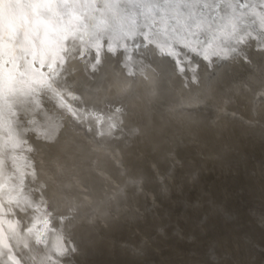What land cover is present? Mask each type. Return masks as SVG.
I'll return each mask as SVG.
<instances>
[{
  "label": "bare ground",
  "instance_id": "obj_1",
  "mask_svg": "<svg viewBox=\"0 0 264 264\" xmlns=\"http://www.w3.org/2000/svg\"><path fill=\"white\" fill-rule=\"evenodd\" d=\"M161 1L19 0L22 7L14 9L11 17L14 26L6 24L0 31V264H98V258L91 257L99 255L104 249L101 233L106 228L110 245L113 240L119 241L118 238L124 239L129 245L131 211L136 199L134 181L137 177L134 175L138 169V172L141 171L138 168L134 172L133 168L136 166L133 164L138 159L145 162L142 164L144 171L140 176L136 175L147 177V147L158 148L159 151L167 140L166 133H174L168 141L173 149H167L169 152L155 161L158 167L163 164H170L176 170L182 167L184 173L180 172L183 174L188 170L196 171L195 168L187 169L194 160L193 155H196L195 144L199 148L198 152H203L208 158L210 156L214 165L217 162V166H223L225 170L227 166L224 167L221 163L228 164V169L231 170L229 164L233 161V156L237 157L235 154L246 157L247 167L251 164L252 172L245 171L244 177H240L241 180L244 179L242 183L244 182L245 188L239 185L240 180L229 175V183L239 181L237 185L241 187V193L245 189H252V181L263 184L264 168L262 165L252 164L253 160L249 155L250 151H257L258 145L264 143L262 137V140L254 137L261 131L264 135L263 130H258L261 126H255L258 122L255 124V120L248 117L240 120L225 115L222 118L213 113L219 111V99L230 91L235 96H238L237 93L241 96L246 94H241L245 92V88L241 90L239 83H247L248 86L252 83L258 90L264 91V52L259 50L262 48L259 46L264 45V0H245L244 5L235 0H169L180 3L177 4V9L174 7L173 35H165L164 40L160 36L151 37L149 40L152 45H149V41L146 42L147 10L157 8ZM27 3L47 4L51 10L44 15H37L41 9L23 7ZM257 3L261 5L257 6ZM216 5H219L220 13L216 12L219 17L211 21L212 13L208 11ZM2 8L0 5V11ZM140 14L144 16L142 19ZM24 15L27 23L21 19ZM198 36L203 37L202 41L197 40ZM136 42L137 45L146 43V47L136 49ZM249 46L259 48L256 50L257 47H254L255 55L251 48L254 56L251 54L248 57L249 66L245 64L243 68L228 75V71H225V66L230 63L228 61ZM109 47L114 48V51H109ZM233 49L236 53L228 52ZM257 51L261 55H256ZM220 55L223 63L217 65L218 62L216 64L214 59H218ZM235 57L234 61L237 59ZM50 64L52 67H49ZM233 64L236 65L235 62ZM256 65L260 67L259 71L251 69H259ZM223 68L229 80L216 88L218 82L221 83V78L215 81V77H218ZM241 96H238L240 101L244 97ZM191 99L197 101L192 102ZM242 101H238V105L243 104ZM110 105L119 106L120 109L115 110ZM201 106L205 108L203 114H200ZM186 110H191V114ZM244 111L246 112L245 109ZM252 123L255 125L250 127ZM260 124L264 126L262 121ZM189 138L192 140L189 141ZM218 140L222 141V145L227 144L226 152L212 149L213 142H219ZM215 144L220 146L219 143ZM155 151L152 150L153 154ZM261 153L262 151L258 152L260 156ZM205 159L204 162L207 161ZM196 160L195 163L199 162L197 157ZM194 162L193 166L198 167L199 163ZM150 168L152 166L148 167L149 170ZM153 170L152 168L149 172ZM102 185L108 192L109 205L105 208L111 214L108 213L110 216L104 222L106 227L101 224L98 212L92 211V217L87 214L90 215V220H86L82 217L81 208L85 197L81 194L84 190L90 191ZM156 185L150 191L160 193V187ZM229 187L239 192L236 186ZM142 189L147 193V180ZM87 195L88 198L95 197L86 193ZM64 196L71 198L67 203L68 199H63L67 204L66 208L61 206V200L58 201V198ZM254 202L252 204L255 205ZM29 206L38 207L35 216H25ZM260 211L262 210L259 213ZM46 214L52 215V221L38 225ZM261 221L259 223H263ZM100 224L105 228L101 229ZM218 227L223 228V225ZM261 228L258 229L262 230ZM40 238H43V242L38 243ZM240 238L243 239L242 236ZM220 244L222 245L221 241ZM263 244L264 242L261 247ZM234 245L236 246L235 243ZM189 246L190 244L187 247ZM249 248L247 251H250ZM256 252L263 254L262 250V253ZM119 259L123 261L122 257ZM263 259L258 264H262Z\"/></svg>",
  "mask_w": 264,
  "mask_h": 264
},
{
  "label": "rangeland",
  "instance_id": "obj_2",
  "mask_svg": "<svg viewBox=\"0 0 264 264\" xmlns=\"http://www.w3.org/2000/svg\"><path fill=\"white\" fill-rule=\"evenodd\" d=\"M164 1V2H163ZM166 2V3H165ZM165 3V4H164ZM170 3V4H169ZM161 4V6H159ZM164 4V5H163ZM168 4V5H167ZM180 4L178 1H169V0H162L161 3H158V7L159 9H161L163 11L164 9V13H159V10L158 7H153V9H148L147 10V25H148V31H147V43L149 41V45H152L150 40H151V37L154 38L155 36H160L161 40H164L165 37H170L172 34V31H173V28H174V21H175V15H174V10L177 9V6ZM169 6L168 8H162L163 7H167ZM246 5V4H245ZM173 6V7H172ZM176 6V9L174 8ZM247 6V5H246ZM155 8V9H154ZM173 10H171V9ZM169 9V10H168ZM246 9V8H244ZM157 10V11H155ZM152 11V12H151ZM166 11V12H165ZM172 11V14H169V12ZM158 12V13H156ZM220 13V11H218ZM159 14V15H158ZM168 14V15H167ZM173 15V17H172ZM140 17L141 19L144 17L142 16V14H140ZM162 17V18H161ZM214 17V16H213ZM212 17V14L210 16V19L211 21L213 19H218L219 17V14L217 16H215L214 18ZM145 20V19H143ZM162 22V24L160 23ZM157 23V24H156ZM171 23V24H169ZM174 23V24H173ZM156 24V25H155ZM167 25V26H166ZM173 25V26H172ZM157 26V27H155ZM171 28V29H170ZM166 29V30H165ZM161 30V31H160ZM168 32V33H167ZM163 33V34H162ZM170 34V35H169ZM150 35V36H149ZM152 35V36H151ZM166 35V36H165ZM150 39V40H149ZM159 39V40H160ZM144 45V46H143ZM148 45V46H149ZM156 45V44H155ZM140 47H146V43H138L137 45V42L135 44V48L139 49ZM254 47H257V46H253L250 48V46L243 51H241L239 53L237 57V59H235L236 61H234V57L231 58L230 60H232V62L229 60L228 63L225 67L226 70L225 71H228L227 74H231L234 70H237V69H241V67L243 68V66H249L247 65V63H249V60H248V57H251V54L253 52V54L255 55L256 51H255V48ZM259 47H262V48H256L261 50V53L264 52V45L262 46H259ZM152 48V47H151ZM263 49V50H262ZM258 50V51H259ZM236 50H232V51H228V52H231V53H236L235 52ZM244 51H247L244 52ZM257 51V54L256 55H261V53H259ZM245 53H246V56H245ZM250 53V54H249ZM242 54L243 57L241 56ZM252 54V55H253ZM264 53H262L263 55ZM253 55V56H254ZM243 60H240V58ZM264 56V55H263ZM235 57V58H236ZM240 60V61H239ZM248 60V61H247ZM215 63L218 64L217 65H221V63H223V58L221 57V55L219 56L218 59H214ZM238 61V62H237ZM246 61V62H245ZM233 62L236 63L233 64ZM242 64V66L240 64ZM239 64V65H238ZM231 65V66H230ZM230 66V67H229ZM237 66V67H236ZM240 66V67H239ZM252 66H255V65H252ZM257 66V65H256ZM232 67V68H231ZM258 67V66H257ZM259 69L257 68H252L251 69H256V70H260V67H258ZM224 71V68L222 69V71L220 72V74H218V77L216 78L215 77V81H217L219 78H221L219 81L221 83L218 82V85L216 86V88H219L221 87V85H223L225 83V81L227 82L229 80V76L227 75L226 77V73ZM223 72V74H222ZM231 72V73H230ZM225 73V74H224ZM220 75V76H219ZM222 75V76H221ZM225 76V78H224ZM226 78H228L226 80ZM240 84V89L243 90L242 88H245L243 93L241 94H245V95H242L244 96L242 99H244L242 101L243 104H239L238 103L240 101V96L239 95L240 93H237L236 95L239 96H235L233 92L230 91V93H228L227 95H224V98L222 97L221 99H219V105L217 107H220L219 108V111L216 112L218 114H216L215 112L213 113V115L215 116H219V117H222V118H225L226 116H229V117H234V118H237V119H245V117H248L249 119L251 120H255V124L256 122H258L256 125L254 123L250 124L249 126L250 127H253V124L255 126H258V127H264L262 126L263 124H260V122L262 121L264 123V91L261 92L262 90H258L257 87L253 86L252 83H249V86L248 84L246 83L245 85L241 83ZM230 85V84H229ZM251 85V86H250ZM244 86V87H242ZM239 88L237 86H228V88ZM251 87V88H250ZM254 87L256 88L254 90ZM226 88V89H228ZM252 89V91H251ZM208 90V89H207ZM247 91L249 93H247ZM233 95H232V94ZM251 94V95H249ZM253 94V95H252ZM229 95L231 97H229ZM249 95V97L247 96ZM261 95V96H260ZM235 98H233V97ZM241 96V97H242ZM254 96V98H253ZM249 98V100L247 99ZM224 99V100H223ZM228 99V100H227ZM230 99H231V102H230ZM245 99H247V101H245ZM222 100V101H221ZM192 102H196L197 100H193L191 99ZM227 101V102H226ZM229 101V102H228ZM237 101V103H236ZM239 101V102H238ZM222 102V103H221ZM245 102V103H244ZM252 102V103H251ZM259 102V104H258ZM187 103V101H186ZM228 103V104H227ZM224 104V105H223ZM227 104V105H226ZM231 104V105H230ZM261 104V105H260ZM249 105V106H248ZM240 106V107H239ZM254 106V107H253ZM262 106V107H261ZM115 107V108H114ZM112 107L113 109H117L119 110L120 107L119 106H114ZM242 107V108H241ZM197 108L200 109V106H198ZM230 110H228V109ZM251 108V109H250ZM196 109V108H195ZM221 109V110H220ZM223 109V111H222ZM228 111H226V110ZM244 109L246 110V112L244 111ZM192 110V109H191ZM189 111V110H186V112L189 111V113L191 114L192 111ZM202 110V109H201ZM232 110V111H231ZM237 110H241V112L237 111ZM253 110H254V113L257 112V114L255 115L253 113ZM258 110V111H256ZM260 110V111H259ZM229 111H231L229 113ZM202 112V113H201ZM233 112V113H232ZM236 112H237V116H236ZM245 112V113H244ZM204 112L203 111H200V114H203ZM232 113V114H231ZM240 113V115H239ZM249 115H248V114ZM220 114V115H219ZM253 114V115H252ZM226 115V116H225ZM239 115V116H238ZM247 115V116H246ZM259 115V116H258ZM258 116V117H256ZM218 117V118H219ZM242 117V118H241ZM244 117V118H243ZM256 117V118H255ZM258 118V119H257ZM261 118V119H260ZM257 119V120H256ZM260 120V121H258ZM249 124V123H247ZM260 124V125H259ZM260 127V129L258 128V130H263ZM259 131V132H260ZM262 133V131H261ZM256 134L254 136L255 139L259 140V138L264 140V135L262 134ZM174 133L170 134V133H166V141L165 143L163 144L164 146H161L160 148H162L160 150L159 148V151L157 149H152V148H148L147 149L149 150L147 153L148 157H147V177L146 175H144L143 177H139L140 173L142 171H144L143 169V165L145 162H143L141 160L138 159V160H135L134 163L136 164H133L134 167L133 169L134 172L138 169V168H141V171L138 172V169L136 174L139 175L137 176L135 173L134 176V179L136 181H134V185H135V202L133 204V207H132V211H131V231H130V242L129 245L125 243L124 239H120L118 238L117 240L119 241H116V240H113L110 245V241H108V235H107V228L105 229V232H102L101 233V237H102V244L103 245V248L100 252V254L98 255H92L91 258H98L97 260L99 261L98 264H244L243 262H245V264H258L260 262V259L262 260L264 257H263V254H264V244H263V247H261L262 243L264 241V233L262 234L261 231H264V213H261V212H264V207L262 205H264V198H262V196L264 195V180H263V184L262 182H260L261 184L259 185V181H252L250 187L251 190H246L245 191H242V193L240 192V186H244L245 188V184L244 182L242 183L243 180H241L244 175H245V171H250L252 172V168H251V164H250V167H247V160L245 159L246 157L242 154H235L237 157L235 158V156L232 157L233 161L231 162L230 161V164H229V167L231 168V170L228 169V164L226 163H221L223 165H225L224 167L227 166L226 170L223 169V166H220L221 164L219 163V166L218 167V163L216 162L215 165H214V161L210 158L205 155H203V152H198L197 149L198 146H196L194 144V147H195V152L194 154L196 155H193L192 157V160L193 162L196 160V157L199 159L197 163H199L196 167V166H193V162H192V166L189 165V167L187 169H190V170H196V171H190L188 170L187 172V169L184 173L182 169V167H180V170L183 172H180V170H176L174 169V167L170 164H163L161 165L160 167H158V163L156 164L155 161L158 160V158H160L161 156H164V154H166L167 152H169L168 150H171L173 148H171V144H169V139L171 140V136L173 135ZM264 134V133H263ZM261 135V136H260ZM165 136V135H164ZM174 137V136H173ZM257 137V138H256ZM259 137V138H258ZM261 139V140H262ZM192 139L189 138V141H191ZM219 142H213L212 144V149L216 150L217 151H222V152H226V143L222 145V141L221 140H218ZM221 142V144H220ZM263 142V141H262ZM171 143V142H170ZM215 143H219L220 146L216 145ZM169 145V146H168ZM223 146V147H222ZM260 146V147H259ZM167 147V148H165ZM220 147V148H219ZM264 143L262 144H259L258 145V148H259V151H262V155L260 156L258 154V148H257V151L253 150V151H250L249 152V155L251 156L252 160V164L255 163L254 165H262V167L264 168ZM219 148V150H218ZM168 149V150H167ZM225 151H223V150ZM151 150V152H150ZM152 150H156L153 154ZM163 150H165L164 152H162ZM161 151V152H160ZM254 152V153H253ZM158 153V154H157ZM161 155H160V154ZM202 154V155H201ZM254 154V155H253ZM153 155V156H152ZM157 155V156H156ZM159 156V157H158ZM206 156V159L205 157ZM155 157V158H154ZM203 159H202V158ZM244 157V158H243ZM151 158V159H150ZM228 158H231V156H228ZM228 158L227 159V162H228ZM243 158V159H242ZM190 159V158H189ZM204 159L207 160L206 162H204ZM211 159V161L209 160ZM231 159V160H232ZM240 159V160H239ZM152 160V162L150 161ZM237 160V161H236ZM139 161V163H138ZM150 161V162H149ZM153 161H154V164H153ZM191 161V160H190ZM189 161V162H190ZM197 161V160H196ZM195 161V162H196ZM208 161L209 164H208ZM242 161V163H241ZM259 161V162H258ZM143 162V163H142ZM194 164H197L195 163ZM263 162V163H262ZM152 163V165H151ZM191 163V162H190ZM236 163V164H235ZM261 163V164H260ZM139 167H138V165ZM213 164V165H212ZM242 164V165H241ZM154 165V166H153ZM241 167H240V166ZM154 169L153 172L151 171V173L149 172L150 170H152V168H150V170L148 169V167H151ZM191 166V168H190ZM212 166V167H211ZM216 166V167H215ZM233 166V167H231ZM156 168V169H155ZM215 168V169H214ZM233 168V169H232ZM242 168V169H241ZM183 169H185L183 167ZM248 169V170H247ZM251 169V170H250ZM237 170V172H236ZM244 170V171H243ZM257 171V169H255ZM219 171V172H218ZM229 171V173L227 172ZM205 172V173H204ZM236 172V173H235ZM244 174H243V173ZM233 173V174H232ZM239 173V174H238ZM258 173V171H257ZM236 174V176H234ZM229 175H231V177L233 176L235 179L237 178V180H240V183L239 185H237V183L239 181H236L234 183H229ZM239 175V176H237ZM142 176V175H141ZM228 176V177H227ZM242 176V177H241ZM139 177V178H138ZM214 177V178H213ZM241 177V179H240ZM147 178V179H146ZM149 178V179H148ZM222 178V180H221ZM147 180V193L144 192V190L142 189V185L144 186V183L146 182ZM262 181V180H261ZM158 182V183H157ZM188 182V183H187ZM257 182V184H256ZM156 185V187H160V193H154V191H150L153 187V189H155L154 185ZM159 184V186H158ZM231 184V185H230ZM241 184H244V185H241ZM254 184V185H252ZM104 185L100 186V187H97L99 188L97 190L96 189H91L90 191L88 190H84V192L81 194V196H85L84 197V202H83V206L81 207L82 208V217L84 216V218L87 220H90V215L92 217L93 213L96 211L98 212V218L101 217V219H99L101 221V224H105V220H107L106 218H109V216L111 215L110 214V211H108V208H105L108 207L107 205H109V200H108V192H106V189L105 187L103 188ZM229 186H233L235 187L236 186V189H238L239 192H237V190L234 189H229L231 187ZM257 188H256V187ZM102 187V189H101ZM150 187V189L148 190V188ZM179 187V188H178ZM225 187H227L228 189H226ZM259 187V189H258ZM243 188V189H244ZM224 189V190H223ZM240 189V190H239ZM261 189V190H260ZM263 189V190H262ZM94 190L96 192H94ZM101 190V191H100ZM235 192H233V191ZM253 190V191H252ZM100 191V192H99ZM152 192V193H150ZM186 192V193H185ZM211 192V193H210ZM230 192V193H229ZM252 192V193H251ZM256 192V193H255ZM86 193L90 194V195H93L95 197H90L88 198V195L86 196ZM101 193H103L102 195V198H101ZM237 193L239 195H237ZM244 193V195H243ZM263 195H261V194ZM235 194V195H234ZM247 194V195H245ZM257 196H255V195ZM99 195V196H98ZM230 195V196H229ZM105 196H107V199L105 198ZM138 196V197H137ZM245 196H247V198H245ZM253 196V198H252ZM260 196V198H259ZM105 198V199H103ZM140 198V199H139ZM186 198V199H185ZM224 198V199H223ZM237 198V199H236ZM250 198V199H249ZM255 198V199H254ZM61 203V206L64 208H66L65 206L67 205L66 203L69 201V199L71 198H67V197H62V198H58ZM66 203H65V201ZM88 199V200H87ZM100 199V201L98 200ZM102 199V200H101ZM261 199V201H260ZM200 200V202H199ZM234 200V201H233ZM253 200V201H252ZM133 201V200H132ZM246 201V202H245ZM250 201H252V203L254 202V204L250 203ZM88 202V203H87ZM107 202V203H105ZM226 202V203H224ZM237 202V203H236ZM263 202V204L261 203ZM101 203H103V205H101ZM240 203V204H239ZM95 204V205H94ZM247 204V205H246ZM227 205V206H226ZM239 205V206H238ZM245 205V206H244ZM252 205V206H251ZM260 205V206H259ZM104 206V208L102 207ZM226 206V207H225ZM237 206V207H236ZM261 208H259V207ZM235 207L237 208L236 210ZM240 207V209H239ZM256 207V208H254ZM97 208V209H96ZM102 208V209H101ZM262 210L260 211L259 213V210ZM35 209V210H34ZM88 209V210H87ZM100 209V210H99ZM207 209V210H206ZM233 209V210H232ZM253 209V210H252ZM29 210V211H28ZM95 210V211H94ZM103 210V211H101ZM245 210V211H244ZM38 211V207L36 206H29L26 208V211H25V216L26 217H30L31 215H34L36 214V212ZM87 211V212H86ZM92 211H94L92 213ZM102 213H100V212ZM196 211V212H195ZM205 211V212H204ZM32 212V213H31ZM91 212V213H90ZM133 212V213H132ZM228 212V213H227ZM29 213V214H28ZM84 213V214H83ZM105 213V215L103 214ZM110 215H109V214ZM197 213V214H196ZM208 213V214H207ZM87 214H90V215H87ZM219 214V215H218ZM246 214V216H245ZM103 215V216H102ZM108 216V217H107ZM188 216V217H187ZM219 216V217H218ZM227 216V217H226ZM242 216V217H241ZM105 219H104V218ZM224 217V218H223ZM238 217V218H237ZM257 217V218H256ZM261 217V218H260ZM103 218V219H102ZM183 218V219H182ZM197 218V219H196ZM260 218V219H259ZM182 219V220H181ZM187 219V220H186ZM244 219V220H243ZM247 219V220H246ZM251 219V220H250ZM254 219V220H253ZM103 220V222H102ZM179 220V221H178ZM190 220L192 223H190ZM195 220V222H194ZM198 220V221H197ZM200 220V222H199ZM206 222H205V221ZM211 220V222H210ZM233 220V221H232ZM237 220V221H236ZM263 221V223H259V221ZM177 221V222H176ZM224 221V222H223ZM227 221V222H226ZM261 221V222H262ZM180 222V223H178ZM209 222V223H208ZM222 222V223H221ZM235 222V223H234ZM184 223V224H182ZM188 223V224H187ZM190 223V224H189ZM232 223V224H231ZM241 223V225H240ZM251 223V224H250ZM257 223V224H255ZM100 224V228L103 229L106 227V224H105V227L102 226ZM172 224V225H171ZM212 224V225H211ZM259 224V226H258ZM150 225V226H149ZM174 225V226H173ZM185 225V227H184ZM205 225V226H204ZM208 225V226H207ZM217 225V226H216ZM222 226L223 225V228L222 227H218V226ZM228 225V226H227ZM239 225V226H238ZM249 225V226H248ZM255 225V226H254ZM181 226V227H180ZM215 226V227H214ZM241 226L244 228H241ZM150 227V228H149ZM180 227V228H179ZM188 227V228H187ZM215 229H213V228ZM246 227V228H245ZM254 227V228H253ZM263 229H262V228ZM184 228V229H183ZM211 228V229H210ZM219 228V229H218ZM237 228V229H236ZM241 228V229H240ZM258 228H261L262 230H259ZM171 229V230H170ZM188 229V230H187ZM231 229V230H230ZM258 229V230H257ZM153 230V231H152ZM206 230V231H205ZM230 230V231H229ZM240 230V231H238ZM242 230V231H241ZM245 230V231H244ZM251 230V232H249ZM156 231V232H155ZM191 231V232H190ZM232 231V232H231ZM257 231V233H255ZM263 235H261L259 232ZM133 232V233H132ZM239 232V234H238ZM241 232V233H240ZM248 232V233H247ZM254 232V233H253ZM106 233V234H104ZM140 233V234H139ZM188 233V234H187ZM197 233V234H196ZM247 233V235H244V234ZM105 236H104V235ZM171 236H170V235ZM210 234V235H209ZM232 234V235H231ZM169 235V236H167ZM177 237H176V236ZM179 235V236H178ZM203 235V236H202ZM209 235V236H208ZM227 235V236H226ZM231 235V236H230ZM236 236V238L234 236ZM257 238L262 241V242H258L259 240H257ZM258 235H261V236H258ZM107 236V238H106ZM229 236V237H228ZM233 236V237H232ZM243 237V239H241L240 237ZM247 236V237H245ZM105 237V238H104ZM198 237V238H197ZM210 237V238H209ZM214 237V238H213ZM222 237V238H219ZM224 237V238H223ZM227 237V238H226ZM232 237V239H231ZM239 237V238H237ZM249 237V238H248ZM148 238V239H147ZM207 240H206V239ZM256 238V239H255ZM261 238V239H260ZM135 239V240H134ZM219 239V240H218ZM222 239V240H221ZM230 239V240H229ZM252 239H253V242H252ZM111 240V239H110ZM121 240V241H120ZM237 240V241H236ZM241 240V241H240ZM181 241V243H179ZM185 241V242H184ZM206 244V247L204 248L203 247V244L204 242ZM207 241V242H206ZM221 241L222 245L220 244L219 245V242ZM107 244H106V243ZM164 242V243H163ZM173 242V243H172ZM176 242V243H175ZM183 242V243H182ZM228 242V243H227ZM241 242V243H240ZM243 242V244H242ZM247 242V244L245 243ZM256 242V243H255ZM115 243V244H114ZM227 243V245H226ZM234 243L236 244V246L234 245ZM252 245H250V244ZM255 243V244H253ZM260 245H259V244ZM179 246H178V245ZM190 244L189 247H187L188 245ZM204 244V245H205ZM242 244V245H241ZM258 244V245H257ZM110 245V246H108ZM167 245V246H166ZM172 245V246H171ZM176 245V246H175ZM181 245V246H180ZM183 245V247H182ZM186 245V246H185ZM224 245V246H223ZM230 245V246H229ZM234 245V246H233ZM238 245V246H237ZM170 246V247H169ZM178 246V247H177ZM193 246V248H192ZM250 246V248H249ZM258 246V248H257ZM181 247V248H180ZM185 247V248H184ZM202 247V248H201ZM220 247V248H219ZM222 247V248H221ZM232 247V248H231ZM244 247V248H243ZM246 247V248H245ZM249 248L250 251H247V249ZM253 247V249H252ZM260 247V248H259ZM175 248V249H174ZM180 248V249H179ZM187 248V249H186ZM190 248V249H189ZM207 249L206 251L203 250ZM217 248V249H216ZM225 248V249H224ZM237 248V249H236ZM184 249V251L182 250ZM219 249V250H218ZM236 249V250H235ZM240 251H239V250ZM246 249V250H244ZM253 251H252V250ZM255 249V250H254ZM258 249V250H257ZM260 249V250H259ZM146 250V251H145ZM177 250V251H176ZM188 250V251H187ZM198 250H201L200 252ZM216 250V251H215ZM230 253H228V251ZM234 250V251H232ZM263 252V254H260L256 251H259V252ZM155 251V252H154ZM169 251V252H168ZM181 252V253H178ZM194 254H193V252ZM203 251V252H202ZM236 251V252H235ZM243 251V252H242ZM187 252V253H186ZM207 252V253H206ZM216 252V253H215ZM261 252V253H262ZM123 253V255H122ZM155 253V255H154ZM157 253L159 255H157ZM167 253V254H166ZM170 253V254H169ZM183 253V254H182ZM185 253V254H184ZM204 253V254H203ZM245 253V254H244ZM250 253V255H248ZM259 255H258V254ZM113 254V255H112ZM117 254V255H116ZM182 254V255H181ZM188 254V255H187ZM196 254V255H195ZM210 254V255H208ZM225 254V255H224ZM234 256H233V255ZM240 254V255H239ZM247 254V255H246ZM258 256H257V255ZM157 255V256H156ZM163 255V256H162ZM167 255V256H166ZM170 255V256H169ZM179 255V256H178ZM198 255V256H197ZM221 255V256H220ZM224 255V256H223ZM242 255V258L240 257ZM262 255V256H261ZM178 256V257H177ZM202 256V257H201ZM220 256V258H219ZM252 256V257H251ZM261 256V257H260ZM104 257V258H103ZM123 258L121 261L119 258ZM159 257V258H158ZM168 257V259H167ZM175 257V258H174ZM182 257V258H181ZM227 257V258H226ZM232 257V258H231ZM246 257V258H245ZM254 257V258H253ZM257 257H260V259H258ZM79 258V257H78ZM144 258V259H143ZM153 258V259H151ZM157 258V259H156ZM177 258V259H176ZM241 258V260H240ZM252 258L254 259V263H253V260ZM148 261H147V260ZM152 261H151V260ZM155 259V260H154ZM181 261H180V260ZM187 261H186V260ZM194 259V260H193ZM197 259V260H196ZM220 259V260H219ZM228 259V260H227ZM162 262H161V261ZM171 260V261H170ZM184 260V261H183ZM202 260V261H201ZM208 260V261H207ZM234 260V261H233ZM251 260V261H250ZM264 260V259H263ZM154 261V262H153ZM160 261V262H159ZM198 261V262H197ZM213 261V262H212ZM224 261V262H223ZM227 263H226V262ZM230 261V262H229ZM232 261V262H231ZM242 261V262H240ZM248 261V262H247ZM250 261V262H249ZM256 261V262H255ZM171 262V263H170ZM188 262V263H186ZM200 262V263H199ZM94 264V263H92ZM261 264V263H260ZM262 264H264V262L262 261Z\"/></svg>",
  "mask_w": 264,
  "mask_h": 264
},
{
  "label": "snow or ice",
  "instance_id": "obj_3",
  "mask_svg": "<svg viewBox=\"0 0 264 264\" xmlns=\"http://www.w3.org/2000/svg\"><path fill=\"white\" fill-rule=\"evenodd\" d=\"M0 5L3 6L2 11H0V31H2L6 24L7 26H14V21L11 19V17L13 16V10L21 8L22 5L20 4L19 0H0ZM23 7L32 9L39 7L41 9V12L37 13V15H44L51 10L47 4L27 3L23 5ZM21 19H23L24 22L27 23L26 15L22 16ZM108 50L114 51V48L109 47ZM49 67H52V65L50 64Z\"/></svg>",
  "mask_w": 264,
  "mask_h": 264
},
{
  "label": "water",
  "instance_id": "obj_4",
  "mask_svg": "<svg viewBox=\"0 0 264 264\" xmlns=\"http://www.w3.org/2000/svg\"><path fill=\"white\" fill-rule=\"evenodd\" d=\"M235 2H238V4H239V2H240V5H244V3H245V0H235ZM257 6H260L261 4H259V3H257L256 4ZM219 5H216V6H214L212 9H210L208 12H211L212 14L214 13V17H215V15H217V13H218V10H219ZM242 8V7H241ZM246 8H248V7H246ZM207 12V13H208ZM217 12V13H216ZM213 17V18H214ZM254 25L256 24V23H253ZM252 25V24H251ZM201 38H203V37H201V36H198L197 37V40L198 41H202V39ZM262 38H263V36H262ZM236 52V51H235ZM110 107H114V105H110ZM201 109H202V111L204 112L205 111V108L204 107H202L201 106ZM43 220H41V222H39L38 223V225H44L46 222H50V221H52L51 219H53V217H52V215H43V218H42ZM50 232V231H49ZM44 233H46V232H44ZM45 236V235H44ZM45 239V238H44ZM39 242H43V238H40L39 240H38V243ZM46 242V241H45Z\"/></svg>",
  "mask_w": 264,
  "mask_h": 264
}]
</instances>
